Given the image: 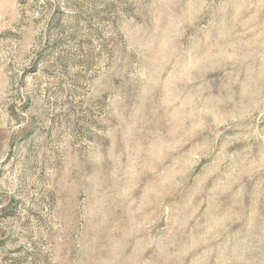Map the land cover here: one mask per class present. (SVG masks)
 Listing matches in <instances>:
<instances>
[{
    "label": "rangeland",
    "instance_id": "374dc122",
    "mask_svg": "<svg viewBox=\"0 0 264 264\" xmlns=\"http://www.w3.org/2000/svg\"><path fill=\"white\" fill-rule=\"evenodd\" d=\"M0 264H264V0H0Z\"/></svg>",
    "mask_w": 264,
    "mask_h": 264
}]
</instances>
